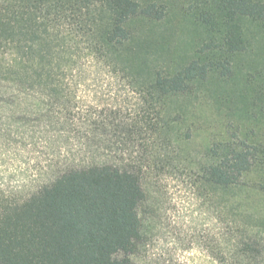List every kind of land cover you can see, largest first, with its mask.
<instances>
[{
  "label": "trees",
  "instance_id": "trees-1",
  "mask_svg": "<svg viewBox=\"0 0 264 264\" xmlns=\"http://www.w3.org/2000/svg\"><path fill=\"white\" fill-rule=\"evenodd\" d=\"M176 30L193 34L183 55ZM88 64L141 105L75 130L92 163L28 195L0 180V264H135L144 171L182 167L216 213L219 263L264 264V0H0V174L12 144L76 125ZM201 107L219 130L194 158Z\"/></svg>",
  "mask_w": 264,
  "mask_h": 264
},
{
  "label": "rangeland",
  "instance_id": "rangeland-1",
  "mask_svg": "<svg viewBox=\"0 0 264 264\" xmlns=\"http://www.w3.org/2000/svg\"><path fill=\"white\" fill-rule=\"evenodd\" d=\"M173 3V0H171ZM178 8L173 7L172 24L179 23ZM187 30H176L168 45L178 39L191 40ZM75 124L49 129V133L21 145L12 144L0 180L12 186L24 185L23 195L49 183L60 172L84 166L94 160L79 152L75 130H85L82 124L90 120L112 119L113 112L126 116L138 110L141 98L119 77L107 69L88 64L79 82L72 84ZM81 110V111H80ZM197 118L199 131L184 149L189 156L200 157L210 138L219 130L218 115L201 107ZM34 129L37 127L32 124ZM32 129V128H31ZM37 131V130H36ZM38 132V131H37ZM146 200L140 208L143 240L133 256L135 264H220L214 256L219 222L208 198L194 183L186 169H147L143 174Z\"/></svg>",
  "mask_w": 264,
  "mask_h": 264
}]
</instances>
